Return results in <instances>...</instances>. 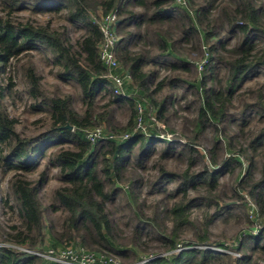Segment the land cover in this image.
<instances>
[{
	"label": "trees",
	"instance_id": "16d2710c",
	"mask_svg": "<svg viewBox=\"0 0 264 264\" xmlns=\"http://www.w3.org/2000/svg\"><path fill=\"white\" fill-rule=\"evenodd\" d=\"M24 1L6 0L5 8L11 11ZM187 1L186 6H181L173 0H32L35 13L64 10L63 17L58 19L82 23L84 34L75 43L69 41L64 25H52L51 21L14 22L8 16L0 21V66L10 58L16 60V71L32 101V109L44 112L43 119L49 124L45 131L21 137L16 132V120L1 107L4 89L0 87V165L14 172L9 189L19 214L18 224L11 225L9 230L0 227L3 241L8 243L0 244V264H62L23 250L43 252L48 247L54 248L53 251L72 247L77 254L93 253L94 264H105L103 262L110 261L111 256L120 257L124 264H264V228L254 233L253 226L249 225L232 239L223 241L212 240L209 229L212 220L223 215L226 209L220 177L225 173L234 174L235 170L237 181L230 198L242 199V205L250 199L255 204L256 217L264 218V82L247 88L250 102L243 104L238 130L231 128L233 119L227 116L242 84L253 79L258 68L264 67V47L258 48L257 40L264 38V0H235L233 7H224L222 15L214 18L212 13L222 0H203L192 17L189 12L194 6L193 0ZM113 10L116 18L112 28L119 36L116 57L119 71L129 76L125 83L128 98L108 93L104 77L106 66L99 57L102 33L94 19ZM182 17L187 19V29L178 23ZM210 22L218 23L220 28L227 24L230 30L238 28L241 33L239 41L231 48L224 43L202 48L208 58L217 54L223 59L226 76L218 78L213 66L207 68L209 63L206 62L200 65L199 76L188 80L183 75L189 70L184 64L187 59L181 58L182 64L163 63L162 68L167 66L172 74L152 82L153 76H159L157 55L153 54L152 46L157 47L158 55L173 56L177 44L185 42L187 33L203 34ZM170 25L180 32L177 38ZM150 34L155 38L149 39ZM36 44L50 51L59 77L72 80L78 86L82 100L79 110L72 104L71 95L56 84L47 87L42 84L28 53ZM218 50L224 51L226 56ZM208 76L213 80L210 86L206 85ZM180 84L192 87L198 100L197 116L187 119L192 134L187 138L189 142L182 144L177 157L185 156L187 167L177 173L160 166L154 185L165 183L159 190L163 195L162 208L157 204L153 215L138 218L130 243L136 247L121 245V230L108 205L121 195L131 209L136 208L141 213L146 203L140 201L144 181L138 170L146 168L145 161L153 154L158 141L165 144L164 153H170L171 149L166 137L151 134L159 129L146 125L135 132L132 130L150 109H155L156 119L167 123V100L174 98ZM165 86L168 93L160 96ZM100 92L101 97L110 98L103 105L96 103ZM113 105L120 109L128 107L125 124L113 115ZM249 108L258 117L259 124L255 127L250 126L254 117H246ZM209 122L226 138L228 152L219 161L218 135L209 149L212 168L194 170L193 144L198 142ZM67 124L70 128L65 126ZM224 124L228 131H233L231 135L219 128ZM95 127H100L102 135L91 143L86 134ZM128 133V138H122ZM50 143L53 151L46 147ZM36 155H48L58 171L59 185L47 203L39 196L44 171L35 179L26 176L39 169L40 163L34 159ZM171 182L176 185L168 191ZM201 205L205 207L201 217L191 219L192 209ZM50 211L61 212L56 221L48 218ZM232 218L239 220L240 216L226 212L223 217L226 221ZM147 225L154 228H146ZM188 228L192 234L190 239L184 240L182 236ZM143 231L156 233L164 254L142 260L146 255L138 254L136 242H140ZM214 245L220 249H211ZM140 251L147 253L146 248Z\"/></svg>",
	"mask_w": 264,
	"mask_h": 264
},
{
	"label": "rangeland",
	"instance_id": "374dc122",
	"mask_svg": "<svg viewBox=\"0 0 264 264\" xmlns=\"http://www.w3.org/2000/svg\"><path fill=\"white\" fill-rule=\"evenodd\" d=\"M193 8L190 7V16L194 15L195 11L199 5L203 4V0H193ZM235 4V0H222L217 5V8L213 11L211 17L221 16L223 8H231ZM8 5L6 0H0V21L4 17L8 16L14 22H39L45 23L46 21H51L52 25H64L67 29V36L71 43H75L78 38H81L84 34V26L80 22H67L62 18L64 10H60L58 13L55 12H37L35 13L32 9V0H25L19 7L8 11L5 6ZM57 5V4H55ZM53 6V5H52ZM8 12V14H7ZM179 25L184 24L187 29V19L182 17L178 21ZM240 23V22H237ZM208 28H205L203 34L196 31H191L187 33L186 40L181 41L177 44V50H175L173 56H163L158 55L159 50L155 45L152 46L153 54L157 55L155 57V62H158V74L159 76H153L152 82H155L157 79L172 74L171 71L167 70V66L162 68L163 63L176 62L182 64L180 59H187V63H184L186 67L189 68L188 71H185L183 75L188 80H193L199 76V70L202 68L200 65L204 63H209L208 67L213 66V72L217 75L218 78L223 79L226 76V65L222 62V58H219L217 54H214L212 58H208L207 54L202 51L205 50L210 44H215L216 46L220 43H224L227 48H231L237 44L240 39L241 33L238 28H231L225 25L224 28H220L218 23L214 25L210 22L207 24ZM170 30L174 34V38H177L180 35V32L174 28L173 25H170ZM209 36H206L208 35ZM154 39L153 34L149 35V39ZM258 48L264 47V38L258 37ZM133 41V40H132ZM148 41V40H147ZM155 42V41H154ZM153 42V43H154ZM155 44V43H154ZM203 45V46H202ZM140 46V45H139ZM201 47V48H200ZM205 47V48H204ZM222 56H226L224 51L218 50ZM31 59L34 65L37 68V71L42 78V84L47 87L48 84H56L62 91L71 95L72 104L74 107L79 110L81 108L82 100L80 98V90L78 86L72 80L61 79L57 73V69L53 63V56L48 49L44 46L36 44L34 48L29 51ZM164 58V59H162ZM16 60L10 58L8 62L3 66H0V87L4 92L1 98V107L2 109L11 117L16 120L15 128L16 132L23 138L32 137L42 131H45L49 124L47 120H44V112L34 111L32 109V101L27 97L23 81L16 71ZM208 76L206 85L210 86L213 83V80ZM264 82V67L258 68L255 72L253 79L249 80L242 84L238 92L235 94L232 102V106L229 107L227 116L233 119L230 122V126L233 130H238L237 123L241 121L243 113V104L245 102H250L249 95L247 93V88L252 86L255 83ZM168 93V87L162 88L159 95ZM174 98L167 100L168 113H167V123L161 122L156 119L155 109L148 110L146 113L145 119H138L137 124L140 127L149 125L152 129L156 128L160 131L151 133L155 137H166L169 143H171L170 153H164L165 144L161 141L157 142V147L154 149L153 154L150 158L145 161V169H139L138 173L142 176L144 184L141 187V197L140 201H145L146 205L141 209V213L138 212L136 208L131 209L128 204H126L123 196L119 195L116 198L113 204L108 206L111 209L114 222L118 225L121 230V237L119 239L121 245H129L134 236V226L138 221V218H148L153 215L155 210V205H159L161 209L160 200L163 199L162 192L159 191L165 183L162 181L160 184L154 185V181L159 172L160 166H164L166 169L180 173L187 167V159L185 156L181 155L178 157L179 150L182 148V144L188 141V137L192 134V126L189 125L187 119H194L197 116L198 109V100L194 95V89L188 84L179 85L174 92ZM102 93L100 92L97 95L96 103L103 105L110 98L101 97ZM113 115L118 121L125 124L129 116V110L127 106L118 108L116 105H113ZM248 114L246 117H254L251 120L250 126H257L258 117L255 116V113L251 108H249ZM99 110V109H97ZM141 107V111H142ZM136 124V125H137ZM220 129L224 128L225 134L229 133L231 135L233 131H228L225 128V124L219 127ZM152 129L150 132H152ZM220 132L215 129V126L212 122H209L205 125L201 135L198 138V142L193 144L195 151L193 153L194 162L192 164V169L201 170L205 167L212 168L209 162V149L216 140V137L220 135L219 140V150L218 156L219 161L226 156L227 147L225 145L226 138L219 134ZM53 143V142H52ZM52 143L47 144L46 147L49 151H53ZM174 154V155H173ZM38 161L39 169L34 174H26V176L35 179L41 171H44V179L40 187L39 196L44 203H47L51 199L55 188L59 185L57 179V168L53 166L52 162L49 160L48 155L34 157ZM247 167V162L245 163V168ZM14 172L6 169L5 166L0 165V227L4 230H9V227L13 224H18L19 214L17 213L16 207L13 205V199L9 189V180ZM237 170L234 174L225 173L220 177V191L226 193L224 195L221 193V197L224 205L226 206L223 215L216 216L210 224V232L212 240L223 241L225 239L229 240L235 237L240 231L246 229L249 225L253 226V232L255 233L258 226L264 225V218L249 216V210L252 209L251 200L246 199L245 205H242V199H231V189L234 187L237 181ZM176 183L171 182L168 184V191L174 189ZM245 193V192H244ZM193 194V193H192ZM242 196V192L240 194ZM12 205V208L10 207ZM205 207L203 205L199 207H194L192 209L191 219H198L201 217V213ZM212 211V210H210ZM226 212H232L240 216V219L235 218L224 220L223 217ZM61 212H49L48 218L56 221L60 216ZM250 220L251 223L247 221ZM48 220L46 219V222ZM149 222V221H148ZM146 228H154V226L147 225ZM148 232V230L146 229ZM143 231L140 238V242L137 245L139 246L140 255H146L142 260H146L148 257L158 256L159 254H164L162 252L160 242L156 233L153 231L147 233ZM192 231L190 228L186 229L182 238L184 240L190 239ZM3 236H1L0 231V244L6 245L7 242L3 241ZM68 246V245H67ZM71 246V245H69ZM136 247V246H135ZM211 247H216L211 246ZM45 249V247H43ZM60 248V247H59ZM71 248L75 254H77L72 247ZM146 248L147 253H143L142 249ZM219 248V247H218ZM54 249L52 247L46 248V251L40 252L44 255H48V251ZM220 249V248H219ZM55 250V249H54ZM62 250L55 251L59 253ZM39 252V251H38ZM61 254V253H60ZM58 254V257L60 256ZM103 254V253H102ZM56 255V254H54ZM104 255V254H103ZM111 259L116 262V264H124L122 259L118 256H111Z\"/></svg>",
	"mask_w": 264,
	"mask_h": 264
},
{
	"label": "built area",
	"instance_id": "2783aa9c",
	"mask_svg": "<svg viewBox=\"0 0 264 264\" xmlns=\"http://www.w3.org/2000/svg\"><path fill=\"white\" fill-rule=\"evenodd\" d=\"M173 1L181 6H186L188 3L187 0H173ZM115 18H116V12L115 10H113L112 12L102 16L100 19H94L95 23L97 24L99 30L102 33V40L98 48L99 57L100 60L103 62V64L106 66V73L104 77L107 80L106 89L108 93L114 96L116 95L119 97L128 98L130 94L125 90V83L128 81L129 76L128 74L119 71L120 64L116 57L115 49L119 36L116 33L115 29L112 28V23L114 22ZM139 110L141 111V107L139 108ZM138 128H142V127H140V125L137 124L133 128L132 132H135ZM101 135L102 133L100 127H95L86 134V137L90 140L91 143H93L99 137H101ZM129 136L130 133L124 134L122 138H128ZM250 204L252 205V209L249 210L248 215L254 217L256 215L255 214L256 207L252 201ZM258 228H264V225L258 226L256 232L258 231ZM210 248L219 250L218 247L215 248L210 247ZM23 250L26 252H31L37 255H41L49 260L56 261L62 264H94L95 262L93 253L82 251L81 254H75L73 251H71L72 250L71 248L63 249L59 253H56L55 251L49 249L48 255H44L38 251L25 250V249ZM58 254H60L59 257ZM110 262L111 264H116V262L113 261V259H110V261L103 263L110 264Z\"/></svg>",
	"mask_w": 264,
	"mask_h": 264
},
{
	"label": "water",
	"instance_id": "95a60500",
	"mask_svg": "<svg viewBox=\"0 0 264 264\" xmlns=\"http://www.w3.org/2000/svg\"><path fill=\"white\" fill-rule=\"evenodd\" d=\"M66 127H68V128H70V126L67 124V125H65Z\"/></svg>",
	"mask_w": 264,
	"mask_h": 264
}]
</instances>
